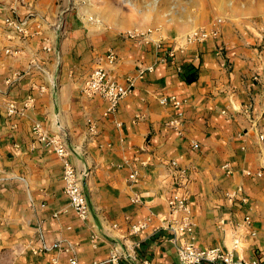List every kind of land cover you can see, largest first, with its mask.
I'll return each instance as SVG.
<instances>
[{
    "label": "crops",
    "instance_id": "1",
    "mask_svg": "<svg viewBox=\"0 0 264 264\" xmlns=\"http://www.w3.org/2000/svg\"><path fill=\"white\" fill-rule=\"evenodd\" d=\"M218 26L170 54L175 42L160 34L99 29L59 0H0V264H182L177 248L189 239L264 263V22ZM101 65L124 85L152 69L109 111L83 91ZM163 96L181 101L178 128ZM35 124L89 173L87 219L71 208L63 162ZM175 191L194 222L176 238L167 226Z\"/></svg>",
    "mask_w": 264,
    "mask_h": 264
},
{
    "label": "built area",
    "instance_id": "2",
    "mask_svg": "<svg viewBox=\"0 0 264 264\" xmlns=\"http://www.w3.org/2000/svg\"><path fill=\"white\" fill-rule=\"evenodd\" d=\"M19 27V26H17ZM20 28V27H19ZM219 34L218 24H214L208 28L196 29L187 34L184 42L190 44L194 42H204L211 37ZM131 37L144 36L143 32H129ZM176 42L174 47L169 51L170 54L174 53ZM110 61L115 59V56L110 53L108 55ZM152 67H141L135 77L128 79L127 85L121 84L116 79L112 78L109 69L103 65L95 68L89 76L86 78L83 84V91L88 96L99 95L109 102V111L116 110L119 102L130 91L131 87L135 84V81L144 75ZM162 103H171L177 110V117L170 121V124L175 128H178L181 124L183 112H181V101L176 96H163L161 98ZM17 111L15 103L9 104V112L11 114ZM34 134L51 150L61 158L63 162V178H64V191L69 199V203L72 209L77 215L85 220L89 216V203L87 194L83 186V180L89 176L88 172L80 173L70 161V150L65 142L61 139L60 135L48 136L46 135L42 127L39 124L33 126ZM137 172L130 174V179L133 182L137 181ZM168 206L170 214L176 217L167 220L168 228L173 232L175 238L182 233H191L193 229V217L189 206L188 197L181 192L175 191L168 199ZM149 226V220H140L134 223L131 227L133 233H138L145 230ZM178 255L182 264H201L203 262H210L215 264H264L257 259L245 260L235 259L231 251L223 250L219 247H207L203 248L198 246L193 239L184 241L178 245ZM130 257H134L132 254H128ZM123 254L115 248L111 254V261L118 262ZM72 264H80L76 259H71ZM148 264L147 262H145ZM53 264H61L58 260H55ZM93 264H100L94 262Z\"/></svg>",
    "mask_w": 264,
    "mask_h": 264
},
{
    "label": "rangeland",
    "instance_id": "3",
    "mask_svg": "<svg viewBox=\"0 0 264 264\" xmlns=\"http://www.w3.org/2000/svg\"><path fill=\"white\" fill-rule=\"evenodd\" d=\"M62 8L99 29L156 33L183 42L214 24L264 22V0H59ZM129 34V32L127 33Z\"/></svg>",
    "mask_w": 264,
    "mask_h": 264
}]
</instances>
